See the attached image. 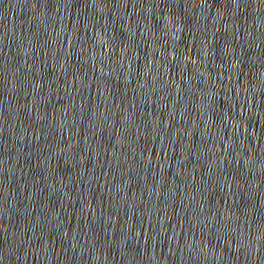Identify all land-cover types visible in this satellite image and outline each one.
I'll list each match as a JSON object with an SVG mask.
<instances>
[{
	"label": "water",
	"instance_id": "95a60500",
	"mask_svg": "<svg viewBox=\"0 0 264 264\" xmlns=\"http://www.w3.org/2000/svg\"><path fill=\"white\" fill-rule=\"evenodd\" d=\"M0 264H264V0H0Z\"/></svg>",
	"mask_w": 264,
	"mask_h": 264
}]
</instances>
